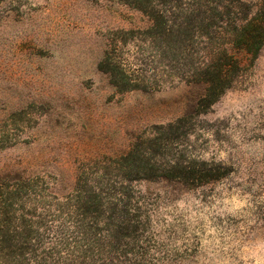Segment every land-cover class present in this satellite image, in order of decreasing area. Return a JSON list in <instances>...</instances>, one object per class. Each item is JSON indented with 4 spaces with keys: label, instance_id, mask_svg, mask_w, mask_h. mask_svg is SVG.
Instances as JSON below:
<instances>
[{
    "label": "rangeland",
    "instance_id": "rangeland-1",
    "mask_svg": "<svg viewBox=\"0 0 264 264\" xmlns=\"http://www.w3.org/2000/svg\"><path fill=\"white\" fill-rule=\"evenodd\" d=\"M263 3L0 0V264H264Z\"/></svg>",
    "mask_w": 264,
    "mask_h": 264
},
{
    "label": "trees",
    "instance_id": "trees-1",
    "mask_svg": "<svg viewBox=\"0 0 264 264\" xmlns=\"http://www.w3.org/2000/svg\"><path fill=\"white\" fill-rule=\"evenodd\" d=\"M230 24L231 31L225 32L226 41L218 48L216 62L211 67L215 75L207 82L203 96L205 105H211L231 87L233 79L242 70L239 56H255L264 46V3L254 16L247 15L246 11Z\"/></svg>",
    "mask_w": 264,
    "mask_h": 264
}]
</instances>
